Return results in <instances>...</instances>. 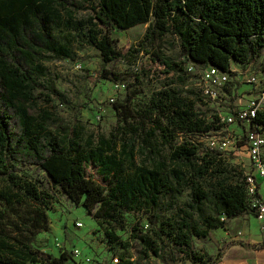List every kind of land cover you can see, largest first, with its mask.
Masks as SVG:
<instances>
[{"label":"trees","instance_id":"1","mask_svg":"<svg viewBox=\"0 0 264 264\" xmlns=\"http://www.w3.org/2000/svg\"><path fill=\"white\" fill-rule=\"evenodd\" d=\"M78 12L83 14L76 15ZM146 21L140 39H147L152 49L144 52L162 66L157 70L163 77H174L178 84H184L190 73L182 63L161 54L160 41L166 34L176 36L191 64H214L231 74V62L248 63L264 49V0H0V175L15 188L1 189L0 200L6 204L20 201L17 191L21 190L32 203L22 238L9 235L0 209V264H64L69 255L63 248L57 255H41L32 245L33 230L47 228L45 209L50 194L35 179L25 178L19 172L21 165L38 166L73 202L83 204L95 220L104 221L110 242L118 238L111 225L120 223L126 210L147 211L154 237L135 234L142 244L140 258L150 253L159 256L163 245L157 239L162 237L185 254L190 264L219 262L232 243L264 247V239L233 237L218 244L213 254L192 246V236H208L214 227L225 228L229 217L251 211L243 170H234L219 149L199 146L185 136L175 141L178 133L217 127L207 119L206 108L196 105L203 101L198 91H184L170 80L150 92L146 113L151 128L144 130L143 137L148 141L149 133L156 129L170 150L151 165L133 166L130 174L124 173V165L134 164L133 145L122 143L115 149L114 132L108 137L89 134L80 142L61 120L50 127L44 116L30 111L28 101L34 96L36 75L44 73L41 60L73 55L69 38L60 35V30H76L82 35L99 52L101 76L118 79L119 72L105 64L125 53L110 31ZM259 69L264 72V57ZM133 94L112 101L124 122L117 132L132 127L127 119L138 115L129 105ZM137 117L142 126L143 117ZM249 122L264 128V105ZM149 151L156 154L154 144ZM86 164L95 167L107 186L86 172ZM257 185L254 194L260 197ZM186 187L188 196L180 204L176 199ZM165 209L171 212L164 214ZM116 255L118 264H132L131 259Z\"/></svg>","mask_w":264,"mask_h":264},{"label":"rangeland","instance_id":"2","mask_svg":"<svg viewBox=\"0 0 264 264\" xmlns=\"http://www.w3.org/2000/svg\"><path fill=\"white\" fill-rule=\"evenodd\" d=\"M81 14L83 13L78 12L76 15ZM147 25L148 21L139 22L124 29L117 27L111 29L110 34L116 39V46L125 55L120 59L106 62L105 66L117 70L119 72L118 79L101 76L100 69L103 63L99 52L92 44L85 42L82 35L78 34L76 30H60V35L69 38L73 55L62 59L41 60L44 73L36 75L34 96L28 101L30 111L37 117L44 116L50 127L61 120V123L68 126L69 133L76 134L80 142H85L89 134L93 135V138L98 133L108 137L110 132H114L116 134L115 149L120 148L122 143L132 144L134 164L124 165V173L127 174L132 173L135 165H151L154 159L166 157L170 150V144L157 135L156 129L149 133L148 141L143 137L144 130L151 128L150 116L146 113L150 92L170 80H174L173 84L178 85L184 91L190 89L197 92L193 77L194 70L192 72L188 70L190 74L184 84H178L176 78L163 77L158 72L162 66L151 60L150 53L144 52L146 49H152V45L148 44L147 39H140ZM160 43L159 49L163 56L187 67L190 62L184 57L183 49L175 35H164ZM262 57H264V49L259 56L248 63H230V67L238 72L239 77L235 80L236 85L233 87V92L228 89L225 91L226 96L221 94L223 101L204 97L203 101L196 102L199 108H206L207 119H212L217 127L193 133H178L175 141H180L185 136L189 140L197 142L199 146L207 148L206 140L210 135L231 138L234 135L232 142L220 149L221 156L225 162L231 164V167H235L234 170L248 171L249 159L246 149L240 147L244 126L240 127L236 122L222 124L213 113L215 110L226 112L237 106L243 107L251 97L261 95V90L264 89V72L259 69V61ZM249 72L257 73L260 80L258 84L246 81L245 78ZM132 91L134 94L129 99V105L138 115L127 119L132 127H123L122 132H117L120 131L118 130L119 126L124 122L112 101L121 99ZM137 116L143 117L142 126ZM58 133L60 132L58 131ZM151 144H154L156 154L149 151ZM262 155H264V147ZM85 170L98 182L107 186L106 180L95 170V167L86 164ZM19 172L25 178L35 179L44 192L50 194L49 207L45 209L47 228L35 229L32 232V245L41 255L48 252L57 255L59 249L63 248L69 253L64 264H84L86 263L85 256L90 257L91 263L102 264L106 263L112 254H121L131 259L132 264H189L185 254L177 250L166 237H162L161 240L157 239V243L163 245L159 249V256H154L151 253L146 258L138 256L142 244L136 236L146 233L150 237H154L147 211L126 210L120 223L111 225L112 231L117 234L118 238L116 241L110 242L104 233L105 222L95 220L88 214L83 204L73 202L65 191L51 183L45 171L36 165H21ZM261 184L264 191L263 180H261ZM1 189L15 190L0 175ZM17 192L20 194V201L6 204L1 199L0 209L3 210L2 222L9 235L22 238L27 230V216L32 203L21 190ZM187 196L188 189L186 187L176 200L181 204ZM97 205L98 203L93 206L92 210ZM169 212H171L170 209L163 211L164 214ZM252 213L250 211V214L245 216L248 217L247 221L240 228L237 224L233 227L230 225L226 234L223 233L221 227H215L209 236H192V246L207 254H213L217 245L227 240L226 236L243 234L246 236L245 238L252 241L263 238V232L259 229ZM75 221H80V225H75ZM238 221V217L234 219V222ZM57 241L62 244L61 247L56 246ZM237 247L241 246L234 244L228 248V255L236 257L239 254ZM73 248L78 249V255L73 254ZM258 256L260 257L259 262L264 264V252ZM24 264H38V262L26 261Z\"/></svg>","mask_w":264,"mask_h":264},{"label":"built area","instance_id":"3","mask_svg":"<svg viewBox=\"0 0 264 264\" xmlns=\"http://www.w3.org/2000/svg\"><path fill=\"white\" fill-rule=\"evenodd\" d=\"M231 68V67H230ZM187 70H194L193 77L195 78L196 88L199 94L207 99L223 101L221 94L226 96L225 91L230 89L233 92V87L236 85L235 80L238 79L239 74L234 69V73H229L214 64H206L204 66H195L191 62L186 67ZM247 82L259 83V77L255 72H249L246 76ZM264 105V89L261 90V95L251 97L243 107L237 106L226 112L215 110L214 113L222 124H230L232 122L239 123L240 127L243 125L244 141L240 147L246 149V155L249 159V170L244 171L245 180L247 181L246 189L250 196V207L255 219L259 222L260 229L264 232V199L256 197L254 194V185L256 177L264 179V155H262V148L264 147V128H255L250 125V119L255 114V111ZM242 129V128H241ZM233 137H235L233 135ZM232 137V138H233ZM231 137L208 136L206 144L208 148L223 149L226 144L232 142ZM75 225H80V221H75ZM58 241L56 246L61 247ZM73 254H79L77 248L72 249ZM84 264L91 263L88 256L84 257ZM119 257L112 254L109 260L103 264H118Z\"/></svg>","mask_w":264,"mask_h":264},{"label":"crops","instance_id":"4","mask_svg":"<svg viewBox=\"0 0 264 264\" xmlns=\"http://www.w3.org/2000/svg\"><path fill=\"white\" fill-rule=\"evenodd\" d=\"M263 149V148H262ZM261 180L264 181L263 178L261 177H256V183H258L257 185V192L260 194V197L264 199V191L262 190V187H261ZM247 214H250V211L249 212H245V213H242V214H239V215H235L233 217H229L226 221V227L225 228H222L223 229V233H227V229L230 227V225H232L231 227L235 226L237 224V226H239V228L244 224L246 223L247 221V218L248 217H245ZM253 214V213H252ZM238 217V222H234V219ZM257 221V220H256ZM257 224H258V227H259V222L257 221ZM219 227V226H217ZM215 228V227H214ZM220 228V227H219ZM213 229V228H212ZM212 229L210 230V233L212 232ZM260 229V227H259ZM261 230V229H260ZM262 231V230H261ZM263 232V231H262ZM209 233V234H210ZM208 234V236H209ZM263 235H264V232H263ZM225 237V236H224ZM239 238V239H248V238H245L246 236L243 235V234H239V235H230L229 237L226 236L227 239L229 238ZM264 238V237H263ZM263 238H260L259 240L263 239ZM249 240V239H248ZM235 243H232L228 246V248H230L231 246H233ZM235 245H239L241 247H237L239 249V254L235 256H230L228 255L227 253V250L228 248L224 251V254H223V257L222 259L214 264H262L259 262L258 259H260V257L258 256V254H261L264 252V247L262 248H259V249H252V248H249V247H245V246H242L240 244H235ZM218 246V245H217ZM244 249H243V248ZM217 249V248H216ZM189 264H190V261L188 260ZM96 263V262H95Z\"/></svg>","mask_w":264,"mask_h":264}]
</instances>
